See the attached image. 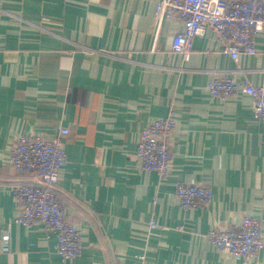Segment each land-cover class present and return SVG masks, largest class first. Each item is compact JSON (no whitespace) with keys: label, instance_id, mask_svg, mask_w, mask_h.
Wrapping results in <instances>:
<instances>
[{"label":"crops","instance_id":"0c3cea01","mask_svg":"<svg viewBox=\"0 0 264 264\" xmlns=\"http://www.w3.org/2000/svg\"><path fill=\"white\" fill-rule=\"evenodd\" d=\"M160 0H0V264H242L209 240L214 229L262 220L264 120L246 94L213 97L215 75L264 82V36L238 60L215 32L172 48L178 17L158 24ZM176 112L173 170L165 180L138 168L142 128ZM68 128V161L56 184L83 253L64 261L41 223L14 221L9 149L17 136ZM177 182L211 186L208 204L183 208ZM157 226L151 228L150 221ZM248 264H264V247Z\"/></svg>","mask_w":264,"mask_h":264},{"label":"built area","instance_id":"2783aa9c","mask_svg":"<svg viewBox=\"0 0 264 264\" xmlns=\"http://www.w3.org/2000/svg\"><path fill=\"white\" fill-rule=\"evenodd\" d=\"M180 17L184 30L172 41L174 51L188 56L193 39L213 30L223 44V51L238 60L242 53L256 54V36H264V0H160L156 9L158 24L167 17ZM213 97L227 99L246 94L254 99L256 117L264 120V82L253 84L249 79L236 80L228 75H215L208 81ZM177 131L176 112L158 116L140 131L136 156L140 170L154 171L160 180L167 179L173 170L171 140ZM68 128L48 138L40 134L17 136L9 149L8 164L14 173H30L35 179L11 187L19 206L14 221L25 226L36 222L48 234L56 237L57 252L61 258L73 260L83 253L81 229L65 217V210L56 191L64 165L67 163L65 137ZM175 196L183 208L208 204L213 198L211 186L200 183L177 182ZM149 226H157L151 220ZM210 242L248 264L264 247L262 220L245 215L238 227L214 229L208 234ZM2 249L8 251V236L0 238Z\"/></svg>","mask_w":264,"mask_h":264}]
</instances>
